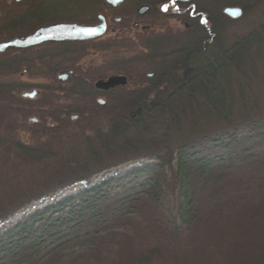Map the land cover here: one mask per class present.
Returning a JSON list of instances; mask_svg holds the SVG:
<instances>
[{
  "label": "trees",
  "instance_id": "16d2710c",
  "mask_svg": "<svg viewBox=\"0 0 264 264\" xmlns=\"http://www.w3.org/2000/svg\"><path fill=\"white\" fill-rule=\"evenodd\" d=\"M80 1L93 19L108 13L105 0ZM37 2L0 0V43L31 33V24L47 17ZM131 2V17L129 0L109 14L120 18L118 30L150 20L140 22L149 26L143 31L133 28L132 38L0 53V174L12 164H50L58 157L52 145L72 136L71 115L84 124L83 150L63 156L64 166L36 188L0 198V226L24 214L0 229V264H264V201L228 217L209 207L217 186L235 171L261 166L254 178L264 189V148L232 149L264 140V19L248 32L233 30L264 0ZM146 4L151 11L141 17L137 9ZM164 4L172 10L162 11ZM229 8L243 16L232 19ZM122 50L137 53L78 64L93 53ZM69 69L74 79L58 81ZM116 76L127 85L108 93L96 87ZM32 88L93 105L42 106L26 96ZM101 94L109 99L105 106L95 104ZM23 132L46 141L28 144ZM74 186L82 189L56 199Z\"/></svg>",
  "mask_w": 264,
  "mask_h": 264
},
{
  "label": "rangeland",
  "instance_id": "374dc122",
  "mask_svg": "<svg viewBox=\"0 0 264 264\" xmlns=\"http://www.w3.org/2000/svg\"><path fill=\"white\" fill-rule=\"evenodd\" d=\"M145 6V5H144ZM143 7V6H142ZM264 19V6L257 10L256 12L251 13L239 20V22L234 25L233 30L236 32L245 33L250 31L251 29L256 28ZM171 25L179 26L175 20L170 22ZM141 31V30H140ZM135 33V32H134ZM129 37V35L125 37ZM137 52L122 50L116 53H106V54H95L85 57L83 59V64H96L102 65L104 63L113 61V60H123L129 59L132 56H135ZM16 79L20 82H25L31 84L33 86H46L49 83L45 80L40 79H29L27 77L20 78L16 77ZM36 92V96L33 97L38 103H41L42 106H51V107H59L62 109L68 108H83L93 105V102L89 99L81 98V97H70L65 98L64 95L58 94H47L40 89L32 88L26 94H32ZM257 95L262 96V91L257 90ZM24 95V94H23ZM264 99V97H261ZM103 101L104 104L101 106H105L109 103V99L106 95L102 94L98 96L95 100V104H100L98 100ZM263 101V100H262ZM262 107L264 108V102ZM262 108V109H263ZM76 117V119H74ZM71 119L75 121V127L68 131L70 135L65 137V141L60 143H56L52 145V150L58 154L57 159L53 160L50 164H25L24 166L18 167V164H12L11 166L5 169L3 174H0V198L8 199L9 197H15L20 195L24 191L29 189L36 188V186L42 184L44 180L47 178H51V176L64 166L62 163L63 156L68 155L71 152H78L79 150H83V138H80L79 135L83 130L84 124L82 123L81 118L77 114L71 115ZM80 122V123H78ZM79 125H78V124ZM83 132V131H82ZM20 139L23 142L32 145H38L44 143L46 140H36L28 133L19 134ZM255 145V146H254ZM252 147H261L264 148V140L259 143H249L248 145L234 144L232 149L241 150L243 148H252ZM60 160V161H59ZM262 168L261 166L256 167L255 169L249 168L248 170L243 171H235L229 174V176L224 179L216 188V192L213 196V201L209 203V207L212 212L221 216L228 217L236 208L240 206H245L247 204H258L261 201H264V192L260 187L259 179L254 177H258L261 175ZM242 184H246L241 186ZM248 186V187H247ZM82 189V186H74L72 188L66 189L60 194L57 195L56 199H61L67 196H71L76 194ZM50 201L45 200L39 203H35L34 205L28 207L27 214H31L35 212L37 209L44 207ZM24 214H18L17 217L12 218L8 221L7 224L1 225L0 229L4 226H9L12 223H15L20 218H22Z\"/></svg>",
  "mask_w": 264,
  "mask_h": 264
},
{
  "label": "flooded vegetation",
  "instance_id": "af4514ba",
  "mask_svg": "<svg viewBox=\"0 0 264 264\" xmlns=\"http://www.w3.org/2000/svg\"><path fill=\"white\" fill-rule=\"evenodd\" d=\"M23 0H15V2L20 3ZM106 4H107V11L108 12L106 15L104 14H98L96 16L95 19L92 18L93 14H87L84 12L85 10V5L80 1V0H38L37 3H35V7L36 8H44L46 9V15L47 17L45 19H40L38 21H36L34 24H31V33L29 34H24V35H18L17 37H21V36H29L34 34L35 32H37L40 29L43 28H48V27H53V26H60V25H73V26H82V27H95L98 26L102 23V19H104L107 23V32L106 34L101 37V38H97L94 40H89V41H84V42H56V41H49V42H45L41 45H38L36 47L33 48H28V49H36V48H40V49H48L49 51L52 50H62L64 48V46L66 45H72V44H81V43H96L98 41H102L105 40L107 38H114V37H120V36H127L129 35L132 36L133 34V28L138 29L139 27H141L142 31L149 28L148 24L145 26H141V23H151L150 20L145 19L139 22L134 23L132 27H129V29H120L118 30L116 28V25H114L115 22H119L120 18H116L115 20H112L110 17L109 12L111 10H115L118 11L120 9H122L123 7H126V3L127 0L118 7H115L111 4H109L106 0H105ZM143 7H147L148 10L141 15L140 14V10L142 8V6H140L137 9V12L139 13V15L145 16L147 15V13H149L151 11L152 5L146 4L145 6L143 5ZM131 10L133 11V4L131 2V0H129V17H131ZM161 10L166 12H169L172 10V5L171 4H167V5H161ZM174 12V11H173ZM11 37H16V36H11ZM9 37V38H11ZM9 38L5 41V42H1L0 44L6 43ZM17 50H25V49H17ZM97 53H93L92 55H95ZM83 60L78 63L81 66H84L85 64L82 63ZM70 75L69 79L66 80L65 82H69L71 80L74 79V71L72 70H62L60 71L56 78L58 81L64 83L63 81L60 80V77H63L65 75ZM102 93H108L109 91H102L99 90ZM102 95V94H101ZM98 102L100 104H104L101 99L98 100Z\"/></svg>",
  "mask_w": 264,
  "mask_h": 264
},
{
  "label": "water",
  "instance_id": "95a60500",
  "mask_svg": "<svg viewBox=\"0 0 264 264\" xmlns=\"http://www.w3.org/2000/svg\"><path fill=\"white\" fill-rule=\"evenodd\" d=\"M109 4L118 7L126 0H106ZM148 10L147 7H142L140 14L143 15ZM225 13L234 20H238L243 16V11L239 8H229ZM238 13V14H237ZM107 32V23L102 19V23L95 27H82L73 25H60L38 30L32 35L11 37L6 43L0 44V53H5L8 49H28L41 45L45 42H84L103 37ZM70 75L60 77V80L65 82ZM127 78L124 76H116L107 81H99L96 87L102 91H109L119 86H126ZM27 97L33 98L36 92L26 94ZM103 102V101H102ZM76 119V117H74Z\"/></svg>",
  "mask_w": 264,
  "mask_h": 264
},
{
  "label": "snow or ice",
  "instance_id": "6c2138e0",
  "mask_svg": "<svg viewBox=\"0 0 264 264\" xmlns=\"http://www.w3.org/2000/svg\"><path fill=\"white\" fill-rule=\"evenodd\" d=\"M238 14V13H237Z\"/></svg>",
  "mask_w": 264,
  "mask_h": 264
}]
</instances>
